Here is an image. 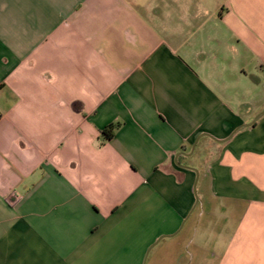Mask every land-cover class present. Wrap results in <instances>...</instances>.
Wrapping results in <instances>:
<instances>
[{
  "label": "crops",
  "instance_id": "crops-1",
  "mask_svg": "<svg viewBox=\"0 0 264 264\" xmlns=\"http://www.w3.org/2000/svg\"><path fill=\"white\" fill-rule=\"evenodd\" d=\"M262 112L264 0H0V264H264Z\"/></svg>",
  "mask_w": 264,
  "mask_h": 264
},
{
  "label": "rangeland",
  "instance_id": "rangeland-1",
  "mask_svg": "<svg viewBox=\"0 0 264 264\" xmlns=\"http://www.w3.org/2000/svg\"><path fill=\"white\" fill-rule=\"evenodd\" d=\"M175 239H165L162 240L160 245H158L153 252L146 256L143 264H212V258L206 255L203 258H192L191 254L182 251L181 255L173 251L172 247L174 245ZM160 246V247H159ZM159 248L160 251H159ZM187 249V248H186ZM207 256V258H206Z\"/></svg>",
  "mask_w": 264,
  "mask_h": 264
},
{
  "label": "trees",
  "instance_id": "trees-1",
  "mask_svg": "<svg viewBox=\"0 0 264 264\" xmlns=\"http://www.w3.org/2000/svg\"><path fill=\"white\" fill-rule=\"evenodd\" d=\"M114 126L111 125L102 132V136L105 140H111L114 137Z\"/></svg>",
  "mask_w": 264,
  "mask_h": 264
},
{
  "label": "water",
  "instance_id": "water-1",
  "mask_svg": "<svg viewBox=\"0 0 264 264\" xmlns=\"http://www.w3.org/2000/svg\"><path fill=\"white\" fill-rule=\"evenodd\" d=\"M263 114H264V112H262V114H260L259 116H257V117L255 118V120L253 121L252 124H254L255 122H257ZM252 124H251V125H252ZM249 125H250V124H249ZM195 147H196V146H194L193 151H194ZM196 186H197V182H196V184H195V188H196Z\"/></svg>",
  "mask_w": 264,
  "mask_h": 264
}]
</instances>
